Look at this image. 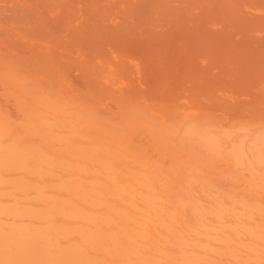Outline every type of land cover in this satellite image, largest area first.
<instances>
[{
  "label": "bare ground",
  "instance_id": "bare-ground-1",
  "mask_svg": "<svg viewBox=\"0 0 264 264\" xmlns=\"http://www.w3.org/2000/svg\"><path fill=\"white\" fill-rule=\"evenodd\" d=\"M0 264H264V0H0Z\"/></svg>",
  "mask_w": 264,
  "mask_h": 264
}]
</instances>
